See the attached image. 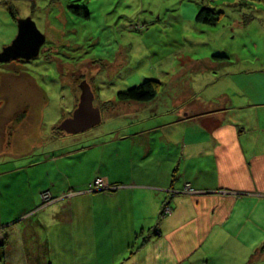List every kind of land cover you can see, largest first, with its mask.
<instances>
[{
  "label": "rangeland",
  "instance_id": "1",
  "mask_svg": "<svg viewBox=\"0 0 264 264\" xmlns=\"http://www.w3.org/2000/svg\"><path fill=\"white\" fill-rule=\"evenodd\" d=\"M202 6L216 12L219 20L214 26L196 20ZM71 7L86 8L89 18L76 16ZM28 17L47 38L39 56L28 62L15 59L0 63V211L4 220H21L17 230L25 239H33L30 227L38 222L45 206L58 199L50 183L55 177L49 179L46 169L31 167V162L42 154L38 149L30 154L31 145L46 133L40 129L46 128L48 144L61 146L59 142L69 134L61 126L78 108L84 83L95 95L94 107L100 109L101 121L103 114V123L90 132L140 123L139 127L147 130L161 118L167 100L179 98L180 90L186 89V83L191 84L205 67L215 66L216 72L228 66L230 71H264V0H0V51L18 34V19ZM145 80L160 83L153 109L157 117L148 122L145 120L150 107L118 96ZM117 147L125 151L126 146ZM55 152L59 157L67 150ZM141 164L136 161L134 167ZM91 167L80 166L78 156H62L56 160L54 174L60 171L80 178ZM44 182L49 187H42ZM107 187L102 190L112 192L118 185ZM185 190L194 192L189 184ZM45 191L51 192L49 196H42ZM73 194L70 191L63 195ZM137 197H144L142 191ZM36 199L43 206L37 211ZM169 206H164L159 219L152 217L150 206V215H137L128 221L131 239L134 237L131 243L121 236L122 223L118 221L113 222L116 234L112 225L108 228L102 223L95 237L93 228L89 237L84 236L83 254L67 253L62 247L66 239L61 229L60 235L55 234L59 264H127L151 236V227L173 213ZM36 232L41 237L39 242V236L34 237L37 254L46 256L43 241L49 240L48 228L41 223ZM78 237L77 233L73 236ZM115 237L116 243L120 241L118 248H113ZM259 248V264H264V240ZM0 258L5 262L2 254Z\"/></svg>",
  "mask_w": 264,
  "mask_h": 264
},
{
  "label": "crops",
  "instance_id": "2",
  "mask_svg": "<svg viewBox=\"0 0 264 264\" xmlns=\"http://www.w3.org/2000/svg\"><path fill=\"white\" fill-rule=\"evenodd\" d=\"M214 69L197 72L179 98L167 100L161 118L147 130L139 127L141 123L90 132L93 127L68 132L58 146L48 144L47 129H40L46 133L32 143L30 154L37 149L42 154L31 167L46 169L49 179L55 177L50 183L58 199L45 206L30 227L33 239L18 233L20 219L4 220L0 211L2 263L59 264L55 234L60 235L61 229L66 239L62 247L70 255L83 254L84 236L95 228L96 237L102 223L108 228L113 222L122 223L120 234L131 243L134 237L127 222L150 215V206L152 217L159 219L169 204L173 213L151 227V236L127 264H215L222 259V264H250L253 258L259 264L257 248L264 240V71ZM155 99L144 102L150 107L146 122L157 117ZM146 135L156 138L145 139ZM117 145L126 146L125 151ZM63 149L67 152L58 157L55 151ZM62 156H78L80 166L92 167L80 178L60 171L54 174ZM136 161L142 162L141 167H134ZM97 177L118 188L90 192ZM186 184L194 192H187ZM70 191L74 194L64 197ZM138 191L144 197L138 198ZM35 206V211L43 207L37 199ZM41 223L49 231V240H42L48 253L43 257L38 256L34 240ZM113 231L116 234L114 226ZM76 233L79 237L74 239Z\"/></svg>",
  "mask_w": 264,
  "mask_h": 264
},
{
  "label": "water",
  "instance_id": "3",
  "mask_svg": "<svg viewBox=\"0 0 264 264\" xmlns=\"http://www.w3.org/2000/svg\"><path fill=\"white\" fill-rule=\"evenodd\" d=\"M46 41V35L40 31L32 18L18 19V34L11 44L5 46L0 52V63H8L15 59L28 62L37 58ZM81 88L82 95L78 108L61 126L69 133L84 132L101 122L100 109L94 107L91 87L84 83Z\"/></svg>",
  "mask_w": 264,
  "mask_h": 264
},
{
  "label": "trees",
  "instance_id": "4",
  "mask_svg": "<svg viewBox=\"0 0 264 264\" xmlns=\"http://www.w3.org/2000/svg\"><path fill=\"white\" fill-rule=\"evenodd\" d=\"M71 10L73 14H75L76 16H82L86 19H88L90 16V13L87 11L86 8L71 7ZM218 14H222V13H218ZM196 20L201 24L214 26L219 19L216 18V12L212 10L210 7L206 6V7H203L201 11L198 13ZM159 86H160V83L158 81L145 80L138 86L128 88L127 90L121 91L118 96L121 100H124V101L149 102L157 98L158 93H159ZM93 181L91 182V184L93 183ZM90 185H89L88 190H90ZM55 197L57 196L55 195ZM255 255H253V257ZM2 257H4L3 253H2ZM250 258H252V255ZM1 260L2 259L0 258V264L2 263ZM250 264H258V260H254L253 258Z\"/></svg>",
  "mask_w": 264,
  "mask_h": 264
},
{
  "label": "built area",
  "instance_id": "5",
  "mask_svg": "<svg viewBox=\"0 0 264 264\" xmlns=\"http://www.w3.org/2000/svg\"><path fill=\"white\" fill-rule=\"evenodd\" d=\"M99 178V177H97ZM97 178L93 181V183L90 185V192L92 191H97V190H102L105 188H108L107 185L105 184V182L103 180H99V182L97 181ZM93 189V190H92ZM51 192L50 191H45L42 193V196H49ZM49 198V197H48ZM44 200V199H43Z\"/></svg>",
  "mask_w": 264,
  "mask_h": 264
},
{
  "label": "flooded vegetation",
  "instance_id": "6",
  "mask_svg": "<svg viewBox=\"0 0 264 264\" xmlns=\"http://www.w3.org/2000/svg\"><path fill=\"white\" fill-rule=\"evenodd\" d=\"M1 51H2V50H1ZM1 51H0V52H1Z\"/></svg>",
  "mask_w": 264,
  "mask_h": 264
}]
</instances>
